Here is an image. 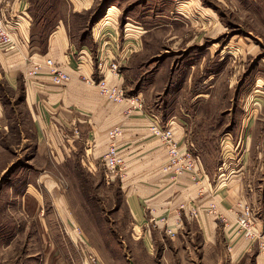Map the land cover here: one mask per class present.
<instances>
[{
  "label": "rangeland",
  "instance_id": "374dc122",
  "mask_svg": "<svg viewBox=\"0 0 264 264\" xmlns=\"http://www.w3.org/2000/svg\"><path fill=\"white\" fill-rule=\"evenodd\" d=\"M27 1L33 18L65 19L72 40L96 59L102 43L123 55L128 42L121 62L127 97H148L164 114H178L190 143L206 139L203 153L193 143L190 152L205 154L210 164L254 166L250 178L264 197V0ZM17 139L8 133L0 142V165L14 159L0 166V264H172L162 248L143 247L145 232L127 210H118L116 184H84L85 196L94 193L89 202L104 208L100 216L81 206L71 207L81 213H60L58 195L51 199L42 184L27 196L29 180L41 171L29 161L35 152L14 145ZM252 239L261 247V237ZM243 264H255L254 254Z\"/></svg>",
  "mask_w": 264,
  "mask_h": 264
},
{
  "label": "crops",
  "instance_id": "0c3cea01",
  "mask_svg": "<svg viewBox=\"0 0 264 264\" xmlns=\"http://www.w3.org/2000/svg\"><path fill=\"white\" fill-rule=\"evenodd\" d=\"M0 15L14 40L13 47L0 48V142L11 133L18 136L14 145L35 152L33 160H28L41 174L29 180L33 189H28L32 193L27 196L32 197L36 185L42 184L51 199L52 193L58 195L60 213L75 215L81 212L71 207L81 210V206L87 214L100 216L106 214L104 208L89 202L94 193L91 198L85 196L89 189L84 184H116L122 193L118 210H127L138 230L145 232L140 235L143 247L150 253L162 248L167 263L243 264L253 253L255 264H264V246L243 236L237 225L241 207L248 204L255 213L256 232H264V197L250 178L255 177V167L246 161L237 167H232L235 161L218 166L210 164L205 154H197L199 173L180 172L170 163L165 141L151 131L155 119L172 124L180 151L190 152L194 142L190 143L191 133L186 132L178 114H164L163 107L152 105L148 97L128 96L113 102L102 95L97 85L101 78L125 84L127 71L121 62L128 55V42L123 55L102 43L97 55L119 53L116 60L121 68L117 74L101 72L96 65L99 56L96 59L88 46L72 40L65 19L51 23L44 16L33 18L27 0H0ZM47 59L67 72L70 80L56 84ZM37 64L42 66L39 74L30 75ZM116 127L122 129L115 143L125 159V169L112 175L104 155L112 142L109 132ZM195 144L198 151H205L206 139ZM248 149L246 145L245 151ZM12 162L13 158L0 166L6 168ZM213 203L214 213L210 212ZM194 209L198 214L192 213ZM169 230L174 236L167 235Z\"/></svg>",
  "mask_w": 264,
  "mask_h": 264
},
{
  "label": "built area",
  "instance_id": "2783aa9c",
  "mask_svg": "<svg viewBox=\"0 0 264 264\" xmlns=\"http://www.w3.org/2000/svg\"><path fill=\"white\" fill-rule=\"evenodd\" d=\"M13 35L11 29L9 28L7 22L0 15V48L6 49L13 47ZM112 52V50H111ZM110 55V54H109ZM47 67H49V72L52 80L56 84H64L70 80V75L57 67L54 64V61L51 59L46 60ZM97 67L101 72L110 71L112 73H119L120 65L119 62L116 61V57L113 55L111 57H107V55L100 53L97 59ZM42 66L37 64L33 70L29 72L30 75H38ZM100 87L102 95H104L107 99L113 102H122L127 98L126 91L122 86L109 83L106 78H101L97 83ZM151 131L153 135L161 138L165 141L168 146L169 151V160L171 165H177V168H180L182 162L183 172L194 171L195 173H199V163L200 157L198 155H194L191 152H181L179 148V143L175 138L174 128L172 124H165L159 119H155L151 125ZM122 133V129L120 127H116L109 132L111 137V145L108 148V151L104 155V162L106 167L109 169L112 175H117L119 170L123 169L125 160L120 153L119 147L115 143L116 138ZM216 210V204L213 203L210 207V212L214 213ZM193 214H198L197 209L192 210ZM256 218L255 213L250 205H244L241 207V210L237 216V225L240 229V232L249 239L255 238L259 236L262 238L261 246H264V232L257 233L256 232ZM169 232H173L169 230Z\"/></svg>",
  "mask_w": 264,
  "mask_h": 264
},
{
  "label": "bare ground",
  "instance_id": "6f19581e",
  "mask_svg": "<svg viewBox=\"0 0 264 264\" xmlns=\"http://www.w3.org/2000/svg\"><path fill=\"white\" fill-rule=\"evenodd\" d=\"M122 155V154H121ZM123 156V155H122Z\"/></svg>",
  "mask_w": 264,
  "mask_h": 264
}]
</instances>
